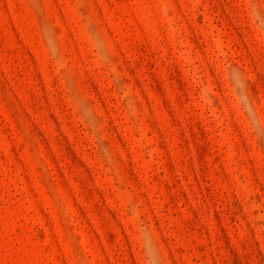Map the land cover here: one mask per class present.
Returning <instances> with one entry per match:
<instances>
[{"label": "rangeland", "instance_id": "1", "mask_svg": "<svg viewBox=\"0 0 264 264\" xmlns=\"http://www.w3.org/2000/svg\"><path fill=\"white\" fill-rule=\"evenodd\" d=\"M0 264H264V0H0Z\"/></svg>", "mask_w": 264, "mask_h": 264}]
</instances>
